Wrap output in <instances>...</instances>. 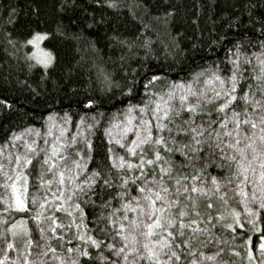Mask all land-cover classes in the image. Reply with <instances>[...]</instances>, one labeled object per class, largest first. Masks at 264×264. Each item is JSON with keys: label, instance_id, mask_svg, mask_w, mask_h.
<instances>
[{"label": "trees", "instance_id": "trees-1", "mask_svg": "<svg viewBox=\"0 0 264 264\" xmlns=\"http://www.w3.org/2000/svg\"><path fill=\"white\" fill-rule=\"evenodd\" d=\"M35 33H47L41 41L53 57L47 67L28 55L33 52V47L24 41ZM262 43L264 0H0V150L7 153L8 160L5 163L11 170L17 171L14 167L15 157L24 156L23 147L12 137L26 129L39 130L41 133L35 141L40 151L37 154L27 151L26 155L32 156V162L27 167L23 162L20 165L23 169L20 173L27 176L26 192L24 184L21 186L27 207L18 211L13 204L9 209H4L0 200V258L6 255L4 264H24L25 257L30 264H40L41 260L44 264H59L54 256H59L65 264L72 259H77L79 264H112L113 261L121 264L122 257L116 255L115 249L106 247L112 243L118 249L123 244L115 234L118 225L108 223L109 213L113 209H120L111 217L113 220L125 215V210L120 208L123 201L117 193L124 192V199L129 201L138 195L132 182L121 187L123 177L136 176L137 185L143 184V180L139 178L138 168L129 170L127 167L118 169L113 166L109 159V148H112L113 157H123L133 163L139 160V150L136 156H131L126 146L121 147L114 140L109 143L105 129L114 125L113 135L119 138L122 125L117 122L123 121L126 106L143 104L152 93L164 92L176 81H190L194 74L205 69L209 71L199 76L193 86L196 91L209 89L206 94L211 96V89L214 86L218 88V82L205 85V78L210 77L213 71L224 78L230 76L232 65L229 57L232 53L229 50L235 52L239 45V51L247 56V60L240 61L242 78L236 89L237 99L220 113L214 109L223 103L222 97L211 103L201 101L205 112H198L193 117V126L203 123L204 135L208 136L211 132L215 136L212 130L218 128L216 122L233 111L240 113V119L243 120L246 115L243 110L247 108L252 120L257 122L255 133L259 134L260 128L264 127L259 124L260 116L264 115V92L261 91L264 88V76H261V65L257 60L264 57L254 54L264 53ZM153 76L158 79L153 81ZM245 92L258 100L262 107L254 108L251 102L243 100ZM190 100L195 102V98ZM89 101L92 103L89 104ZM173 103L179 107L178 99ZM135 114L140 115L138 111ZM188 117L189 114L184 111L175 123L180 124ZM148 118L151 119L150 114ZM78 124L80 127H77ZM55 125L66 129L62 137L66 145V159L58 162L59 167L63 169L67 165L72 168V162L79 158V153L80 157L85 158L83 162L86 168L77 178L78 181L86 179L93 171L100 173V178L86 195L76 198L83 211L84 228L71 225L72 217L67 212L52 210L48 205L41 213L44 219L39 226L34 220L41 202L48 199L52 192H57L59 187L57 183L41 186L37 178L43 171L45 180L52 179V174L41 167V162L44 160V150L59 135ZM50 127L53 134L47 137L46 144L44 133ZM169 127L174 128L175 125L169 124ZM228 127L232 128V123ZM241 129L242 135L253 132L250 125L242 124ZM220 131L224 130L221 128ZM153 134H156L155 129ZM74 135L76 142L73 144ZM161 135L167 138L169 133L165 130ZM133 136L134 133L127 135L125 145L131 143ZM172 137L176 143L173 145L169 140L168 144L173 148L182 147L190 141L187 133L174 131ZM222 139L232 141L228 136ZM89 141L91 148L88 147ZM245 142L241 141L242 144ZM215 143L209 140L196 154L188 151L191 160L186 159L182 152H167L163 147L160 148L172 166L171 172L164 175L171 199L177 198L176 179L189 177L183 183L191 187V177L198 172L197 186L202 185L211 190V194L181 193L178 197L180 203L173 208V214L187 204L190 214L185 219H197L191 213L192 201L185 199V196L191 195L202 216L200 228H207V231L192 233L185 228L183 236L177 235L173 250L177 251L180 260L174 259L173 264H191L193 260L197 264H264V253L258 247L260 238L264 236V209L257 210L253 216L245 211V207L242 208L240 196L235 192L236 181L230 175L235 165L232 164L231 169L219 167L224 163L220 153L223 151L227 155L233 150L224 144L213 151L208 144ZM257 147H260L258 139ZM144 151L151 158L152 152L148 146H145ZM163 163L145 165V178L155 172L159 179V168ZM254 166L259 169L258 164ZM10 175L11 172L8 177ZM213 176L232 180V184L220 189L224 193L223 197L220 192L211 189ZM104 180L110 182V188L104 185ZM0 187V191L10 189L2 181ZM244 187L248 193L253 190L251 184H245ZM106 201L110 207L105 204ZM209 202L212 203L211 208L208 207ZM132 203L135 204V201ZM253 205L257 207L256 203ZM233 210L240 214L239 224L234 222ZM50 214L56 217L58 223L65 224L67 231L57 228L59 235L54 236L48 229ZM127 215L129 220L133 216L145 219L130 210ZM73 216L76 224H79L80 212L73 213ZM16 220L25 223L20 226L22 231L18 230V234L13 235L9 226ZM121 222L128 224L129 221ZM230 223L233 228L226 227ZM40 227L45 229L43 236ZM24 228H27V233ZM172 230L175 231V228ZM143 231V226L136 230L139 251H144L143 237L140 235ZM81 233L103 243L96 248L79 239ZM193 235L195 239H192ZM29 239L31 244H28ZM153 239L158 237L154 236ZM185 239L189 240L188 245L183 244ZM9 242L14 245L11 249L7 247ZM176 244H180V247L177 248ZM77 247L80 251L87 250L89 255H79L75 251ZM50 248L56 250L55 254L48 250ZM68 248H72L73 252L69 253ZM249 250L252 251V258L248 256ZM201 253H204L203 257ZM208 256L214 258L208 260ZM128 260L149 264L136 253H129Z\"/></svg>", "mask_w": 264, "mask_h": 264}, {"label": "snow or ice", "instance_id": "snow-or-ice-1", "mask_svg": "<svg viewBox=\"0 0 264 264\" xmlns=\"http://www.w3.org/2000/svg\"><path fill=\"white\" fill-rule=\"evenodd\" d=\"M110 6H114L111 5ZM47 36V33H35L31 36V38L24 41V43L29 45H34V51L29 53L30 58H35L38 63L43 64L47 67L48 64L52 62V54L47 52L39 47V42L42 41ZM261 47L264 48V43L261 44ZM232 55L229 57V63L232 65L231 67V75L224 78L221 77L217 71H213L210 77H206L204 80L205 85H212L213 81L218 82V88L213 87L211 89L212 95L208 96L206 92L209 89L202 88L200 91H196L193 86L194 82H198L197 78L199 76H203L204 72L209 71L208 69L203 70L202 72L196 73L193 75V79L187 82L184 81H176L173 84L169 85V87L160 93H152L149 98L143 104L137 105H129L126 106L124 110V120L118 121L122 126L119 131V138L113 135L112 129L114 125H110L105 129L106 135L109 137V143H112L113 140L116 144L121 147H125L127 152L131 156H136L137 150H139V160L137 163H133L132 161H126L123 157H113L111 155L112 148L108 149L109 159L112 161L114 167L118 169H123L127 167V169H136L139 171V178L143 180V184L137 185L136 176H126L121 180V187H126L129 182H132L133 186L136 187L138 195L132 197L131 201L125 200V193L119 192L117 196L121 198L123 201L120 205V208L125 210V215L119 217L117 220H113L111 217L116 215V213L120 210L113 209L111 213H109L108 223L112 225H118V231L115 233L118 235L123 244L120 248L116 249L115 245L112 243H108L106 247L110 249H115V253L117 256L122 257L121 264H138L137 260L129 261L128 255L129 253H136L138 257H143L149 264H173V260L179 261L180 256L177 251L173 250V241L176 236H183L184 229H190L192 233H198L201 231H207V228H200V220L202 216L200 212L197 210V205L195 199L191 195L185 196V199L191 200V213L194 214L197 219L186 220L185 217L189 216V205L185 204L183 207H180L178 213L173 214V208L179 205V199L181 193H200L211 194L210 189L204 188L202 185L197 186L198 175L191 177V187L188 184L183 183L187 181L189 177L181 176L176 179L175 183L177 185L176 199L170 198V192L167 186H165L164 175L166 173H170L172 170L171 164L164 158L162 155L160 148L167 152H182L186 159L191 160L192 157L188 156V151H191L193 154L199 152L200 148L207 144L209 140L216 141V143L208 144L213 151L216 148H222L224 144H227V147L233 150V153L224 154L222 151L220 155L223 157L224 163H221L219 167L221 168H229L231 169V165H235V169L230 171V175L233 180L236 181L235 192L239 194L241 202L244 204L245 211L249 214L255 216L256 209L249 207V193L245 190V184H251L252 193L251 200L253 202L259 203V208L264 209V127L260 128V133L256 134L255 129L257 127V122L252 120V114L248 112L247 108L243 111L245 112V118L243 120L240 119V113L233 111L231 115H225L224 119L219 120L218 128L212 130L215 131V136L211 135L209 132L208 136H205V125L203 123L199 125H194L193 117L198 112H205L204 107L201 104V101L205 103H211L216 101L218 98H223V103H219L214 111L220 113L224 112L225 109L229 107V105L237 99L236 89L239 83V80L242 78V69L240 66L241 59L247 60V56L244 53L239 51V45L236 46V51L232 52L229 50ZM257 57H264V53H255ZM250 63V61H249ZM257 63L261 65L260 73L261 76H264V58H260L257 60ZM260 77H257L259 79ZM158 77L153 76L152 80H157ZM227 83V87L225 84ZM130 91V90H129ZM264 92V88L261 89ZM155 97V98H153ZM190 98H195V102H191ZM179 101V107H176L173 103L174 100ZM243 100L246 102H251L254 108L262 107L258 100L253 99L252 96H249L247 92L244 93ZM89 104L92 101L88 102ZM138 111L140 113L139 116L135 114ZM186 111L189 114L187 120H182L180 124H176V118H180L182 112ZM151 116V119L148 116ZM51 119V117L49 118ZM66 119H70V117H66ZM138 121V122H136ZM81 123H83V118L81 119ZM232 123L233 127L229 128L228 124ZM169 124H174L175 127H169ZM246 124L250 125L253 129L252 134L250 135H242L241 125ZM259 124L264 125V115H261L259 118ZM55 127L59 130V135H57L51 146H49L46 150H44V160L41 162V167L46 168L47 172L52 174L51 180H45L44 172L41 171L40 175L37 177L40 181L41 186L51 185L52 183L58 184L57 192H52L51 196L48 199H45L40 204L39 212L34 216V220L37 222V225L41 223L44 217L41 213L45 210V205L52 210H60L67 212L69 216L72 217L70 222L71 225H75L77 228L86 227L83 225V211L80 207V203L76 202L77 197H83L86 195L87 191L93 187L96 183V180L100 178V173L97 171H93L86 179L78 181L77 178L80 176L81 172L86 168V163L83 162L85 160L84 157H80L79 153L78 159L72 162L73 167L68 168L67 165L62 169L59 167V161H63L66 159L65 152V142L62 139L64 132L66 129L62 126L55 125ZM77 127H80L78 124ZM89 128L92 125H88ZM210 128V125L208 126ZM224 131L221 132L220 129ZM153 129H155V135L153 134ZM167 130L169 136L166 138L161 133ZM26 131L31 132L32 129H27ZM176 133H187L190 135V141L188 144L183 145L179 148L169 147L168 141L171 140L172 144L176 143L175 139L172 137L173 132ZM129 133H134V136L131 140V143L125 145L124 140ZM52 128L50 127L45 133V143L47 144V137L51 136ZM35 135L40 136L41 133L39 130H35ZM223 136H228L232 138V141L229 142L227 140H223ZM20 136L17 135L12 137V139H19ZM257 139L259 140L260 147H257ZM246 141L245 143H241V141ZM76 142V136L74 135L71 143ZM145 146H148L152 152L151 158L147 157V153L144 151ZM25 147L28 151L33 154H37L40 150L36 148V142L33 140L31 143H26ZM88 147L91 148V142H88ZM63 153V154H61ZM251 153V155H249ZM11 159V156H9ZM16 164L14 167H19L21 162L23 165L27 167L32 162V156L30 155H17L15 157ZM163 161V165L160 166V178H156L155 172L150 177H146L147 169L145 165H158ZM205 167L207 166V162L205 161ZM258 164L259 169L254 165ZM3 165L0 164V169H3ZM251 173V179H249V174ZM7 176L6 173H4ZM22 173H16V180L12 182L11 189L13 193H15V204L14 207L17 209H24L27 207L25 200L22 198V194L19 191V186L16 181L21 180ZM7 180H11V177H7ZM24 185L23 189L26 192L27 190V176H23ZM104 185L107 187H111V184L108 180L103 181ZM151 184V186H150ZM232 184V180L225 178L218 179L213 176L211 178V189L217 192H220V189L225 185ZM7 186V182H6ZM259 192V195H257ZM58 193V194H57ZM220 195L223 197L224 193L220 192ZM143 200L146 202L145 204L140 203ZM135 201V204L132 203ZM36 202V198H33V203ZM159 202V203H158ZM227 201H225L226 203ZM105 204L110 207V204L106 201ZM208 207H212V203L209 202ZM132 211L138 213L139 217H144L145 219H138L137 216H133L131 220L127 215L128 211ZM79 211L81 216V222L76 224L75 216L73 213ZM232 215L234 217V222L239 224V213L233 210ZM51 223L48 225V229L53 233V235H59L56 232L57 228H62L67 231V226L65 224L58 223L56 217L54 215L49 216ZM211 219V216L208 217ZM121 221H129L128 224H125ZM24 221L18 222L17 224H13L10 226L9 231L20 227L24 224ZM178 225V227H176ZM141 226L145 229V231L141 232L140 235L143 237V249L144 251H139L137 248V237L136 230ZM226 227L233 228V225L227 224ZM242 228L243 225L240 224ZM175 228V231L172 229ZM25 233H27V228L23 229ZM234 230V229H233ZM258 230V229H257ZM41 235L43 236L45 233V229L43 227L39 228ZM2 235V234H0ZM13 235L15 232L13 231ZM154 236H157L158 239H153ZM82 241H86L90 243L92 246L99 248L102 241H99L93 238L91 235H85L81 233L78 237ZM192 239H195V235L192 236ZM261 243L258 245L259 249L264 253V236L261 238ZM31 239L28 240V244H31ZM189 240H183L184 245H188ZM8 248H13V243L9 242L7 244ZM87 247V244H86ZM176 247L179 248L180 244H176ZM49 251L55 254V249H48ZM81 256H88L89 252L87 250L80 251L79 247L75 249ZM68 252H73L72 248H68ZM167 256V259L164 257ZM201 256H204V253H201ZM249 258H252V251L248 252ZM54 258L59 261V264H65V261L61 259L59 256H54ZM213 256H208V260H212ZM6 259V255L3 258H0V264H4V260ZM24 264H30L27 257L24 259ZM40 264H44L41 260ZM68 264H79L77 259H72L68 262ZM112 264H116V261H113ZM191 264H197L195 260L191 262Z\"/></svg>", "mask_w": 264, "mask_h": 264}, {"label": "rangeland", "instance_id": "rangeland-1", "mask_svg": "<svg viewBox=\"0 0 264 264\" xmlns=\"http://www.w3.org/2000/svg\"><path fill=\"white\" fill-rule=\"evenodd\" d=\"M32 47H33V51H34V45H32ZM39 47L41 48V49H43V50H45V51H47L44 47H43V45H42V43H41V41L39 42ZM48 52V51H47ZM124 120V119H123ZM27 130V129H26ZM26 130H24L23 132H21L20 134H18L19 136H20V138L19 139H16V143H18V144H20L22 147H23V154L24 155H26L27 154V151H28V149L25 147V144L26 143H31L33 140H37V137L38 136H36L35 135V129H32V131L31 132H29V131H26ZM17 136V135H16ZM28 152H30V151H28ZM22 153V152H21ZM23 156V155H22ZM8 160V158H7V153H5V152H3V151H1L0 150V164H2L4 167H3V169H0V182L2 181V183L4 184V182H7V185H8V187L10 188L9 190H2V191H0V200H2V206H4V209H9V207L10 206H12L13 204H15V193H13V191H12V189H11V184H12V182L13 181H15L16 180V175H12L13 173H17V172H22L23 171V169H22V167L21 166H19V167H16L15 169H17V171L16 170H11L10 169V167H9V165L8 164H6L5 162ZM14 164H16V161H15V163ZM11 172V175H10V177H11V180H7V177H8V175H9V173ZM4 173H6L7 174V176H5L4 175ZM23 176H25L24 174H22V177H21V180H19V181H16V183L18 184V186H19V191L21 192V194H22V198L24 199L25 198V194L22 192V185L24 184L23 182H24V180H23ZM2 185V184H1ZM0 189H2L1 187H0ZM252 191L253 190H251L250 192H249V205L252 207V208H254V209H256V210H259L260 208H259V203L258 202H253L252 200H251V193H252ZM257 195H259V192H257ZM254 204V203H256L257 204V207H255L251 202ZM6 202V203H5ZM140 203H142V204H145L146 205V202L145 201H143V200H141V202ZM241 203V202H240ZM242 204V203H241ZM16 210H18V211H20L21 209H17L16 207H14ZM242 208H244V206H243V204H242ZM145 221H146V218H145ZM14 222V221H13ZM19 221L18 220H16L13 224H17ZM11 226V225H10ZM10 226H9V228H10ZM18 230H21L22 231V228L21 227H18V228H16V229H13L12 231H11V233L13 234V231L15 232V234H18ZM5 234H3V236H4Z\"/></svg>", "mask_w": 264, "mask_h": 264}]
</instances>
